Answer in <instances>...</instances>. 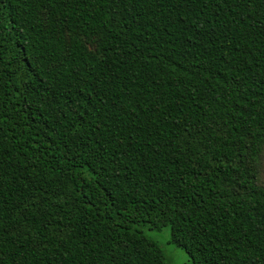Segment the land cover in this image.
<instances>
[{
	"label": "trees",
	"instance_id": "16d2710c",
	"mask_svg": "<svg viewBox=\"0 0 264 264\" xmlns=\"http://www.w3.org/2000/svg\"><path fill=\"white\" fill-rule=\"evenodd\" d=\"M264 0H0V264H264Z\"/></svg>",
	"mask_w": 264,
	"mask_h": 264
},
{
	"label": "rangeland",
	"instance_id": "374dc122",
	"mask_svg": "<svg viewBox=\"0 0 264 264\" xmlns=\"http://www.w3.org/2000/svg\"><path fill=\"white\" fill-rule=\"evenodd\" d=\"M258 178L264 185V152L260 157L258 167ZM145 232L152 238L156 239L169 258L170 264H192L187 253L180 247L169 241V227L165 226L160 230H145Z\"/></svg>",
	"mask_w": 264,
	"mask_h": 264
}]
</instances>
